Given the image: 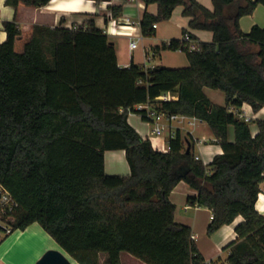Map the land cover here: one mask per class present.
<instances>
[{
  "label": "trees",
  "instance_id": "16d2710c",
  "mask_svg": "<svg viewBox=\"0 0 264 264\" xmlns=\"http://www.w3.org/2000/svg\"><path fill=\"white\" fill-rule=\"evenodd\" d=\"M49 1L6 3L17 10ZM144 1L158 5L156 14L142 17L144 35L181 5L189 18L183 35L209 30L212 41L189 32L200 49L183 47L185 67H123L115 44L93 19L86 27H67L64 18L56 26L36 23L21 50L17 15L3 23L0 183L18 203L14 228L39 222L82 264H100V252L107 253L108 264H122V252L146 264H210L191 227L175 220L169 195L184 180L197 190L188 202L213 212L209 234L244 218L223 264H264V214L256 208L264 181V121H257L253 136L250 123L230 111L243 103L256 112L264 106V26L244 32L240 25L264 0H213V9L198 0ZM110 9L114 17L122 12L121 6ZM184 44L173 38L156 49ZM205 87L224 92L225 105L214 103ZM165 92L178 98L159 100ZM148 101L165 113L207 122L223 153L208 164L197 160L193 140L180 130L169 138L168 151L155 149L128 121V108ZM107 150H125L129 174L106 172Z\"/></svg>",
  "mask_w": 264,
  "mask_h": 264
},
{
  "label": "crops",
  "instance_id": "0c3cea01",
  "mask_svg": "<svg viewBox=\"0 0 264 264\" xmlns=\"http://www.w3.org/2000/svg\"><path fill=\"white\" fill-rule=\"evenodd\" d=\"M6 1L7 0H0V43L7 38V32L4 29L3 23L13 20L16 15L19 27L22 30L23 38L18 40V50H21L22 41L29 36L32 26L36 23L56 26L61 22V19L64 18L65 26L67 27H86V21L93 19L95 25L107 33L110 41L115 44L118 63L123 67H128L131 63L138 64L145 68L149 65L170 67V64L164 62L163 51L165 49L158 50L156 46L161 45L163 42H168L173 38H182L183 28L188 27L189 21V18L182 14L183 6L179 5L175 8L171 19L158 22L154 33L148 36L142 33L140 23L146 12L151 14H156L158 12L157 3L147 4L144 0H50L48 4L42 7L20 4L16 10L15 7L7 4ZM198 1L206 7L213 9V0ZM111 6L122 7V12L118 17L112 16ZM260 6L263 5H258L253 14L241 18L240 25L244 32H248L254 24L264 26V11L260 9ZM259 11L260 13H258ZM176 12H180L181 15L177 25L181 29L182 35L172 36V34L166 32V24L172 22V19L176 16ZM107 16L108 21H106ZM125 17L129 18V24L120 25L111 22L112 20H116L124 23L123 19ZM250 17L252 18L251 22L249 19H246ZM161 24L165 25L162 26ZM204 31L209 30H189L192 35L197 37L198 41H203L201 35ZM133 40L138 42L136 48H131L130 46ZM207 41L212 40L209 38ZM158 56L160 57V61L157 60ZM206 88L208 87L204 88L205 93L214 103L225 105V97L224 102H217L215 100V97H220L219 90L213 89V93H208ZM230 111H240L244 113L252 118L251 122H257L258 120L264 121V106L256 112L249 103H243L242 106L231 107ZM132 115H137L138 117ZM234 115L236 114L234 113ZM189 119H193V117H189ZM189 119L177 121L179 125L173 123L172 131L170 129L169 135L167 136L151 134L152 124L146 119H143L140 114H130L128 121L144 138L151 140L155 149L160 151L169 150V138L171 137V133L174 131L176 133V130H180L184 139L190 137L193 140L194 154L199 155L200 159L205 164H208L213 160L215 155L223 153V149L217 142L207 122L196 119L193 123H189ZM184 122H187V124L191 126V129H188L184 125ZM258 131V126L252 129L253 136L256 135ZM199 139H205L204 143L197 144V140ZM229 139L231 141L235 139L233 126L229 128ZM125 158V150H107L105 152L106 172L108 174H112V172H122L117 173L122 175L129 174L130 166L129 163L125 166ZM120 161L122 164L121 166ZM260 187L262 190L264 189V181L260 184ZM195 194H197V190L192 188L184 180H181L171 191L169 198L176 205L175 220L191 227L196 246L206 263L223 264L230 253V248H226V246L237 239L235 227L241 223L244 218L240 215L233 223L224 225L214 233L209 234L208 225L211 222L213 212L207 207L190 204L188 202V197L189 195ZM262 194L263 192L261 191L256 203V208L261 214H264V194ZM50 249L62 251L71 261V264H82L68 254L39 222H34L25 229H15L12 233L0 240V264H37L44 253ZM99 263L108 264L107 253H99ZM121 263L146 264L128 252L121 253Z\"/></svg>",
  "mask_w": 264,
  "mask_h": 264
},
{
  "label": "built area",
  "instance_id": "2783aa9c",
  "mask_svg": "<svg viewBox=\"0 0 264 264\" xmlns=\"http://www.w3.org/2000/svg\"><path fill=\"white\" fill-rule=\"evenodd\" d=\"M111 22L115 24L124 25V24H129L130 21L128 17L127 18L125 17L123 19L124 23L116 20H112ZM153 27L156 28L157 23H154ZM182 41H184V43L186 44L181 45L179 50H182L183 47H188L191 50L200 49V45L198 41L193 39L189 32H186L182 36ZM137 45L138 42L136 40H133L130 43L131 48H136ZM153 67L154 65H149L146 68H153ZM177 98L178 96L172 92L162 93L158 97L159 100H163V101H169ZM124 110L125 109L123 107L120 108V111H124ZM128 112L130 114L138 113L142 117H144L147 121H149L152 124L151 134L157 136L163 135V133L166 130L171 129L172 131V126L175 121L189 119V116L170 114L160 111L154 106L152 102L149 101L145 103L136 104L134 108H128ZM232 112L235 113L238 117L244 119L246 122H251L252 120L251 117L245 115L240 111H232ZM196 119L198 118L193 117V119H189V123H193V121ZM174 133L175 131L171 133V137L175 135ZM204 141L205 139H201V140L199 139L197 140V144H202L204 143ZM195 158L197 160H201L199 155H195ZM262 192L264 194V189L262 190ZM17 207H18L17 201L12 197L11 193L5 188V186L2 183H0V240L15 230L14 222H15V212Z\"/></svg>",
  "mask_w": 264,
  "mask_h": 264
},
{
  "label": "rangeland",
  "instance_id": "374dc122",
  "mask_svg": "<svg viewBox=\"0 0 264 264\" xmlns=\"http://www.w3.org/2000/svg\"><path fill=\"white\" fill-rule=\"evenodd\" d=\"M263 11H264V6H260ZM260 13V11L258 12ZM180 12H176V16H174V18L172 19V22H170V24H166V32H168L169 34H172V36H179V35H182V32H181V29L178 27L177 25V22L180 21ZM246 19H249V21L251 22V17L250 18H246ZM250 24V23H249ZM162 26L165 25V24H161ZM248 28V27H246ZM250 28V27H249ZM248 30V29H247ZM203 34L201 35V38L203 39V41H207L209 38L212 40V36H213V33L210 32V31H204L202 32ZM163 54H164V62L166 64H170V67L172 68H175V67H185L189 64V61H188V58H187V55L186 53L183 51V50H171V49H168V50H164L163 51ZM157 60L160 61V57L158 56L157 57ZM207 92L208 93H213V89H210V88H206ZM220 92V97H215V100L217 102H224V93L222 91H219ZM137 114V113H136ZM139 115V114H138ZM134 117H138L137 115H132ZM175 125H179L177 123V121L174 122ZM184 125L188 128V129H191V126L187 124V122H184ZM250 126L252 129H255L258 124L256 121H252L250 122ZM169 132L170 130H166L163 135L164 136H167L169 135ZM124 163H125V166L128 165V161L127 159L125 158L124 160ZM121 161H120V166H121ZM121 170V169H120ZM117 173H122V172H112V174H117ZM127 254V253H126Z\"/></svg>",
  "mask_w": 264,
  "mask_h": 264
},
{
  "label": "water",
  "instance_id": "95a60500",
  "mask_svg": "<svg viewBox=\"0 0 264 264\" xmlns=\"http://www.w3.org/2000/svg\"><path fill=\"white\" fill-rule=\"evenodd\" d=\"M191 150V144L188 143L187 151ZM37 264H71L68 257L60 250H47Z\"/></svg>",
  "mask_w": 264,
  "mask_h": 264
}]
</instances>
